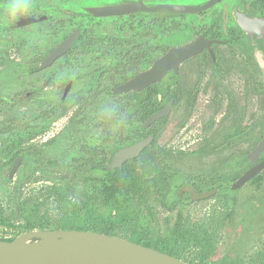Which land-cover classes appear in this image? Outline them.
Instances as JSON below:
<instances>
[{"label":"rangeland","instance_id":"1","mask_svg":"<svg viewBox=\"0 0 264 264\" xmlns=\"http://www.w3.org/2000/svg\"><path fill=\"white\" fill-rule=\"evenodd\" d=\"M45 2L46 0H36L35 3L43 7ZM9 15V12H0L2 26L9 21ZM50 24L52 23L49 20H45L14 32H6L0 41V54L3 50L8 54L0 55V148L15 136L25 139L31 127L36 126V119L40 114L36 98L46 103H54L56 112L63 110L57 118L38 126L34 131L35 135L19 146L23 152L29 153L21 154L22 160L10 182L0 184V206L5 209L4 214L15 223L17 199H35L39 190L42 194L50 187H61L63 191L69 187L72 200L81 196L82 175L77 173V176L70 180L62 178L61 168L48 164L43 156H56L59 159L65 157L63 166L67 168L77 165L76 161L82 155L78 145L84 142L98 145L100 136L95 126L110 115L116 101L114 96L102 98L100 95L92 105L89 100L84 102V112L79 110L83 99L80 101L78 96L86 94L87 89L94 87L99 81L98 77L92 75V70L96 68L98 74V67L112 63L114 56L102 55L101 58L91 60L88 55H80L77 57V67L73 65L70 56V59H58L52 66L38 72H30L34 65L32 61L38 59L36 62L39 64L61 33L71 29L57 28L55 32H50L47 30ZM86 29L90 30L93 36L100 37L99 29L93 23ZM100 43L104 42L98 44L101 45ZM91 54L97 56V52ZM117 59L121 61L120 57ZM254 71L248 69L247 74L234 71L228 75L224 83L227 93L225 92L220 109L212 103L211 92H202L191 109L185 98L178 99L176 88L169 89L175 93L177 99L170 114L156 123L155 140L158 145L172 152L171 164L175 177L170 179L169 189L163 197L152 195L149 199L153 212L150 227L155 231L162 232L170 226L177 213L198 220L209 216L218 205V198L211 197L212 195L190 202L188 197L176 199L178 188L189 178H194L199 190L203 191L208 189L202 182L203 178H211L220 185H225L247 166L243 156L253 148L264 127V68L256 66ZM252 75L258 77L262 91H254ZM191 79L192 77L184 73L178 75L177 85H182L178 90L185 89L183 85L189 88ZM69 80L72 84L62 100L65 104L61 108L59 101ZM168 82H174L173 78L166 77L161 85ZM32 91L37 93H33L29 98ZM169 98H166L164 103H167ZM83 115H87L84 117L85 121L80 122ZM227 125H232V130H235L236 126H243L244 133L237 144L223 149V134ZM249 125H252V128L248 130L246 127ZM84 130L90 132L85 134ZM218 143L220 148L214 152H201L203 146ZM72 148V151L67 152ZM107 148L110 149L111 146ZM225 195L227 198L235 197L236 204L232 218L227 220L222 228L212 259L229 257L242 260V264H257L264 250V179L260 182L248 181ZM57 207V203L49 197L41 208L55 214ZM22 232L24 231L17 227L0 225V237L14 238ZM209 262L210 260L205 264Z\"/></svg>","mask_w":264,"mask_h":264},{"label":"trees","instance_id":"2","mask_svg":"<svg viewBox=\"0 0 264 264\" xmlns=\"http://www.w3.org/2000/svg\"><path fill=\"white\" fill-rule=\"evenodd\" d=\"M47 30L55 32L56 29L47 26ZM97 49L98 43L95 41V36L90 30L85 29L73 41L68 53L57 58L55 62L61 58L69 57L70 59L72 56L71 61L77 67L79 64L78 56L88 55L93 60L96 57L91 53ZM120 58L121 61L115 59L107 66L98 67V74L95 71L96 68L92 70V75L95 78L98 77L99 81L94 87L87 89L86 94L78 96L80 101L83 99L79 106L81 112L85 110L82 107L85 101L89 100V104L92 105L96 97L100 95L102 98L105 96L116 97L115 105H113L116 109L112 107L110 115L95 126L100 136L98 145H89L86 142L78 145L82 155L76 161L77 165L73 167L63 166V158L65 157L59 159L56 156H43L48 164L61 168L62 178L70 180L77 176V173L82 175L83 190L81 196L72 200L69 187L65 189L66 191L61 190V187L46 188L42 194L39 190L35 199H17L16 223L4 214L5 209L0 206V225L17 227L22 231L32 229L93 230L128 238L192 264H205L208 260H210L209 264H242V260L229 257L212 259L222 228L225 222L232 218L233 208L236 204L235 197H225L227 192L234 191L228 183L220 185L211 178H203L202 182L207 185L208 189H217V192L211 197L218 198V205L211 214L198 220H192L181 213H177L170 226L162 232H157L150 227V218L153 216V212L149 199L152 195L158 198L163 197L169 189L170 179L175 177L171 164L172 152L158 145L154 138L138 156L125 161L121 167L105 168L118 147L131 144L150 133L156 135V123L164 118L156 120L149 126H144L143 122L151 113L163 105L166 98L174 97L177 99L173 91H163L160 88V82L151 83L142 91L115 94L113 87L116 84L144 69L152 61L144 55H122ZM36 61L38 59L32 61L34 65L30 72L40 71ZM171 78L175 80L177 76L171 74ZM260 87L262 88L261 85ZM260 91L262 90L260 89ZM33 93L36 94L37 92L32 91L28 97L33 96ZM159 94L162 96L161 99ZM35 100L37 110L40 112L38 119H36V126L31 127L25 139L22 136H15L3 143L0 148V184L10 182L8 172L14 158L29 153L28 151L23 152L19 146L25 140L32 138L36 133L34 132L36 128L43 122L57 118L63 112V110L56 112L54 103H46L44 100H38V98ZM187 100L189 99L187 98ZM59 102L62 105L61 108L64 107L65 101L60 100ZM86 116L83 115V120L80 122H84ZM84 132L88 134L90 130H84ZM263 134L264 127L260 137ZM219 145L220 143L212 146L205 145L201 152H214L220 148ZM107 146H111V148L108 149ZM72 150L73 148L67 152ZM243 158L248 165L245 155ZM263 179L264 168L252 181L260 182ZM186 183H190L196 190L200 191L194 178H189ZM175 195L178 200L188 197V201H191L188 192H184L181 196L177 193ZM49 197H52L53 201L57 203L58 211L55 214L41 208L46 204ZM164 204L166 205V203ZM0 239L11 240L13 238L0 237ZM257 264H264V250Z\"/></svg>","mask_w":264,"mask_h":264},{"label":"flooded vegetation","instance_id":"3","mask_svg":"<svg viewBox=\"0 0 264 264\" xmlns=\"http://www.w3.org/2000/svg\"><path fill=\"white\" fill-rule=\"evenodd\" d=\"M27 1L14 0L17 3L30 2L31 7L26 14L19 15L18 18L9 15V21L4 26L0 22V41L6 32H14L24 26L49 20L52 24L48 27H54L56 30L66 27L71 29L62 32L47 53L71 32L79 30L76 40L90 23L99 29L100 37L95 36V40L98 43L104 42L98 44L95 51L97 59L103 57L102 55L114 56V59L122 55H144L153 60L172 46L199 43L200 48L192 57L179 64L175 74L177 78L182 73L192 77L190 87L183 85L185 89L178 90L182 85H177V79L160 85L163 91L176 88L178 99L185 98L191 109L202 92H211L212 103L220 109L227 93L224 83L228 75L234 71L247 74L248 69L255 72L256 66L260 68L255 55L264 56V0H46L43 7H39L35 3L36 0ZM11 2L13 0H0V12H9L8 6ZM126 3H131L137 8L109 15H93L88 10L89 7ZM169 5L176 6V9L155 8ZM26 16L43 19L18 26L17 21ZM13 44L15 45V42ZM68 51L62 55H66ZM0 55L8 54L3 50ZM171 74L174 72L168 69L160 83L166 77L171 78ZM252 76L254 91H260L258 77ZM161 97L159 94L160 99ZM171 98L175 103V98ZM165 104L166 102L162 106ZM232 128V125H227L224 129L223 149H229L242 138L244 127L236 126L235 130ZM250 128L252 125L246 127L248 130ZM263 158L264 151L256 163ZM251 165L248 160V165L228 180L229 186L231 187L240 174ZM255 176L248 181H252Z\"/></svg>","mask_w":264,"mask_h":264},{"label":"water","instance_id":"4","mask_svg":"<svg viewBox=\"0 0 264 264\" xmlns=\"http://www.w3.org/2000/svg\"><path fill=\"white\" fill-rule=\"evenodd\" d=\"M137 8L133 4L106 5L101 7H89L93 15H109ZM155 8H167L175 10L176 6H157ZM190 9V8H189ZM43 17H21L17 21L18 26L30 24ZM79 30L71 32L66 38L56 44L39 62L38 69L42 70L55 62L57 58L66 53L72 41L78 36ZM200 48L197 42H191L182 46H172L164 54L153 59L148 67L134 73L125 81L113 87L115 94L128 91H142L151 83H158L165 76L168 69L174 74L178 72L179 64L186 58H190ZM261 68H264V56L255 55ZM72 81L69 80L62 91L63 100L70 89ZM174 99L171 98L164 106L160 107L143 122L144 126L153 124L156 120L167 117L170 114ZM155 138L154 133L122 147L113 152L107 169L121 167L122 164L139 155ZM264 151V134L247 153L246 158L252 165L244 170L231 184V189H237L250 180L264 168V158L256 163L260 154ZM22 156L14 158L8 172L12 178L20 165ZM188 192L191 201L202 200L210 197L216 189L203 191L196 190L190 183L182 184L177 195ZM0 264H192L184 259L175 257L158 249L142 245L128 238L118 235L81 229H32L18 234L11 240L0 239Z\"/></svg>","mask_w":264,"mask_h":264},{"label":"clouds","instance_id":"5","mask_svg":"<svg viewBox=\"0 0 264 264\" xmlns=\"http://www.w3.org/2000/svg\"><path fill=\"white\" fill-rule=\"evenodd\" d=\"M31 4L29 3H17V2H11L8 6V11L10 15L13 18H18L19 15L21 14H26L27 11L30 9ZM115 108V106H113ZM116 109V108H115Z\"/></svg>","mask_w":264,"mask_h":264}]
</instances>
